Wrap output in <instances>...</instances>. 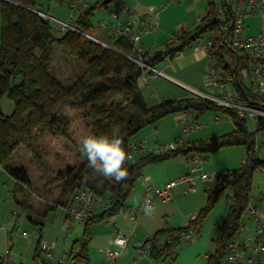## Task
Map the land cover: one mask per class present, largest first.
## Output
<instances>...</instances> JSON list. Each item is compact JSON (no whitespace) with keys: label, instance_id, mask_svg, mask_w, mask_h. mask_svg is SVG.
Returning a JSON list of instances; mask_svg holds the SVG:
<instances>
[{"label":"trees","instance_id":"obj_1","mask_svg":"<svg viewBox=\"0 0 264 264\" xmlns=\"http://www.w3.org/2000/svg\"><path fill=\"white\" fill-rule=\"evenodd\" d=\"M10 1L0 0V103L7 96L13 106L10 115L4 114L0 108V166L18 184L29 185L31 179L28 169L24 166L12 167L9 163L17 148L25 147L33 157L40 158L41 135L65 137L71 142V149L76 156L74 161L54 174L52 182L47 183L50 186L60 183L57 205L69 204L73 193L85 188L110 202L109 209L84 223L83 237L75 241L69 259L76 264H89L91 226L105 218L114 217L126 207L131 189L148 165L167 161L179 154L190 160L194 156H202L203 152H213L226 145L243 144L247 157L241 166L227 170L213 186L205 188L207 203L186 226L156 232L154 237L171 233L173 238L163 248L154 246L148 253L153 259L162 257L164 260H176L184 243L183 234L189 230H199L219 193L229 189V210L214 239L215 251L207 256V264H221L227 245L241 230L243 215L249 208L254 174L259 169L264 171V161L254 148L256 139L253 132L249 131L248 119L196 94L148 104L140 78L150 71L138 59L156 67L163 60L175 59L179 53L200 41H211L207 54L215 60L219 71L218 82L231 84L240 91L248 90L243 69L249 75L250 63L244 54L236 53L227 44L230 18L226 17L224 22H220L215 15L224 2L220 0L217 4L214 0H207V13L196 24L181 29L160 49L137 53L135 46L124 38L110 39V47H107L77 31L60 30L53 22L29 8L38 5L36 0ZM101 1L92 4L90 10L78 17L77 26L80 30L90 31L94 10L99 8ZM205 37L207 40L203 41ZM56 48L71 57L74 63V72L64 78L65 81L51 68ZM18 77H21L20 82L16 81ZM65 105L78 110L79 117L85 120L90 133L119 136L128 152L134 135L172 112L192 111L199 119L206 110L223 111L232 118L234 129L208 139L185 140L172 151L139 153L126 161L129 175L117 182L114 178L101 176L81 156L77 148L78 140L71 136L72 119L61 112ZM262 125L264 130V121ZM33 192L36 193L30 188L28 195ZM37 249V254L41 255L40 246Z\"/></svg>","mask_w":264,"mask_h":264},{"label":"rangeland","instance_id":"obj_2","mask_svg":"<svg viewBox=\"0 0 264 264\" xmlns=\"http://www.w3.org/2000/svg\"><path fill=\"white\" fill-rule=\"evenodd\" d=\"M38 8L43 9L44 12L51 14L59 19L68 21L70 18V10L67 7L66 1L61 5L56 6L55 3H49L48 0H36ZM220 0H214L215 3H219ZM127 2L132 6L130 8L135 9V5L140 8L145 7L147 10L150 7H155V10H160L161 14L155 18L160 20V24L156 30L151 34L152 41L147 44L143 38L142 43H144L146 49H151L155 51L162 48L161 44L162 39L168 42L171 41L175 35L183 29L182 26L187 24L185 18L192 14L196 17L197 13L200 15H205L208 10L207 0H173L170 4L165 6L166 0H127ZM41 4H46L42 6ZM116 4L111 2L108 6L99 7L94 10L92 16L93 26L88 31L92 35L99 37L101 35L105 36L106 30L97 28L95 23L102 18L110 19L108 15L109 9L115 8ZM164 7V8H163ZM134 18L138 17L137 11L133 12ZM55 26V23H53ZM191 25V26H190ZM246 34L256 35L264 29V17L263 16H254L246 19ZM192 23L189 24V27H192ZM1 27H2V13L0 9V46H1ZM170 35V36H169ZM171 37V38H170ZM158 39V40H157ZM207 37L203 38V41H206ZM159 43V45H158ZM166 45V44H165ZM164 45V46H165ZM191 50L193 53L192 46L188 47L186 50L182 51L185 56ZM240 54H243L239 51ZM175 60V61H174ZM173 61V62H172ZM168 64H172L174 71L176 72L177 77H179L186 84L196 85L199 93L218 95V92L221 89V86L224 84L213 85L212 79H210V59H203L200 61L194 55H189L184 58L182 61L176 59H166L158 63L156 68L159 70L160 67H164ZM74 63L72 58L63 53L59 48H56L55 57L52 65L53 72L62 80L68 78L74 72ZM162 71V70H161ZM169 71V70H168ZM165 70V72H168ZM152 73L142 76L140 78V85L145 94L148 104H157L165 98V96H174L173 99H180L182 97L195 95L191 89H186L181 87L167 79L162 77L149 78ZM158 75V74H155ZM243 75L245 78L246 86L250 85L248 79V73L246 69H243ZM146 79V81H144ZM21 77L17 78V82H20ZM148 80V83H147ZM219 80V78H218ZM188 88L187 85H184ZM229 89H237V87L228 84ZM165 95V96H164ZM199 96V95H198ZM204 98V97H203ZM1 111L10 115L13 112V106L10 98L5 96L0 103ZM61 112L68 114L72 119L71 123V136L74 140H79L85 134L90 133V128L86 125L85 120L78 115V110L70 108L68 105H65L61 108ZM178 112H172L160 119L156 123H152L142 130H140L134 137L138 140L146 139L148 146H153L156 143L168 144L174 142L176 139L174 137L178 134V131H181L180 126L177 122ZM215 115H218L222 120L219 122L214 121ZM200 122L205 124V126L199 130H196L191 134L190 138L199 140V139H208L213 136L221 135L225 132H230L234 129V122L232 118L224 113L223 111H214L206 110L199 117ZM209 123V124H208ZM249 131L253 132L254 124L251 120H248ZM158 127V128H157ZM159 130L158 137H152L153 132ZM199 135V136H198ZM201 135V136H200ZM201 137V138H198ZM132 138V142L138 141ZM194 141V140H193ZM258 146L261 145L262 148L259 150V156L264 161V137H261L258 141ZM39 146L41 157L35 158L31 155L29 150L25 147L17 148L13 159L9 162L12 167H21L24 166L28 169L29 174L34 178V180L41 181L42 186H33L35 189L37 187L42 193L47 195L49 198H59L61 186L60 183H47L51 181L54 174L57 171L70 162L74 161L76 153L71 149V142L61 136H52L49 134H43L39 137ZM202 157L205 158L203 164V172L210 173L212 171L223 172L227 170H233L239 168L247 157L246 146L243 144L235 145H226L222 148H219L213 152H203ZM171 162L175 166H180L182 169L185 167V156L179 154L172 157ZM154 166L153 164H150ZM148 165L146 168H148ZM159 166V165H158ZM145 168V169H146ZM195 172L193 175L197 178V191L185 195L176 194L175 198L168 203H164L160 200L154 201V209H145V211L140 215L137 225H134V221L130 219V206L137 207L142 203L143 195L145 192V183L143 185V176H141L134 184L131 192L126 201V207L122 209L114 217L109 218L103 222L95 223L91 226V232H93V237L88 244V249L90 251V262L89 264H207V254H212L215 251L214 239L218 236L220 228L223 222L226 219L228 210H229V195L231 191L229 189L222 190L219 193L218 199L210 211L203 218L201 227L196 232H193L192 239H184L183 245L180 247L178 256L176 260H164L162 257L153 259L149 255H143L136 248L138 242H145L150 236H153L156 233L154 230L151 235L145 234L144 227L146 226L149 229H157L162 223L165 227L167 225L164 216H162L160 210L164 209L167 211H174L175 215L172 216L171 223L174 221L175 227L186 226L191 219V215H197L199 211L206 205L208 195L205 192V184L201 179H199L200 173ZM146 170H144L145 175ZM5 178L1 181L2 178ZM7 182V185H5ZM15 180L8 174L5 173L4 167L0 166V184L7 195H10L12 207L9 208V213L6 216H3V223L0 222V262H2L3 257L6 255L7 249H10L11 260L15 261L17 264H76L69 259L71 255L72 246L76 241V237L83 236L85 225L78 223L71 218H67L65 212L62 211L60 207L56 210L49 212L47 216L42 218H37V221L42 219L45 224L43 226V232L41 236L42 241H47L52 245V258H48L44 251L41 252V255L36 253L37 242L40 239L39 226L36 225L33 221L29 219V212L21 204L17 202V197L23 198L24 194L30 192L29 185H22L23 187L13 191ZM155 185V184H153ZM37 190V191H38ZM35 191V190H34ZM16 197H15V195ZM57 196V197H56ZM190 196L195 197V199L189 202V205L186 203L180 204V206H175L176 203L181 197L186 198ZM54 198V199H55ZM53 199L55 204L50 205L45 200L46 206L57 207L56 200ZM249 205H255L259 207V212L264 214V172L259 169L254 174L253 184L251 188V198ZM102 204L99 205L97 213L102 210ZM192 207L195 212L192 211ZM18 214H17V213ZM61 212V213H60ZM249 209L243 215L242 225L252 226L253 221L249 219ZM116 216H121L125 222L123 227L128 231L126 234L130 236V244L124 249L119 246H111L112 244L104 245V237L106 233L114 232V225L109 226L108 223H111ZM174 219V220H173ZM7 220V222H6ZM12 225L10 224V222ZM5 221V222H4ZM136 223V222H135ZM135 226V228H134ZM110 228V229H109ZM69 229H71L69 231ZM137 230V231H134ZM27 234H23V232ZM133 231L136 235H132ZM248 232L243 233L238 238L243 240L247 237ZM116 236V231L114 232ZM138 237V238H136ZM81 238V237H80ZM79 238V239H80ZM127 248V250H126ZM113 249L121 252V256L117 259H111L107 256V251ZM140 258L142 260L138 261ZM226 256L224 255L221 260V264L225 263ZM136 261V263H135Z\"/></svg>","mask_w":264,"mask_h":264},{"label":"built area","instance_id":"obj_3","mask_svg":"<svg viewBox=\"0 0 264 264\" xmlns=\"http://www.w3.org/2000/svg\"><path fill=\"white\" fill-rule=\"evenodd\" d=\"M64 1L67 3L71 14L68 21L59 19L51 14L43 11L38 7H29L39 15L45 17L62 31L74 30L84 36H87L107 47H110L108 41L110 39L124 38L131 42L136 49L137 53L143 52L142 47H136V43L139 42L142 34L150 30L149 24L143 18H134L133 10L127 4L125 0H112L116 4L115 8L109 9L108 18H102L95 23L97 28L105 29L106 33L104 37H96L87 31H82L77 26L78 17L90 10L92 3L89 0H48L49 3H55L61 5ZM103 1V0H102ZM170 0H168L169 2ZM224 6L216 10L215 15L220 22H224L226 17L230 18V24L227 28V44L233 48L236 53L241 51L250 63L248 79L250 85L248 90L240 91L239 89H229L228 84L221 86L219 95H211L195 92L196 95L207 98L218 106L225 107L236 111L240 117L251 120L254 124L253 135L258 141L261 137H264V130L262 129V122L264 121V31L256 35L246 34V19L261 15L264 16V0H222ZM111 3V2H110ZM108 6L105 5V7ZM93 24V22H92ZM93 26V25H92ZM198 46L204 47L208 50L211 46V41L198 42ZM209 56V55H208ZM211 71L210 79H212L213 85H218L219 71L216 67L215 60L209 56ZM138 61L143 67H145L152 74L162 75V71L156 67H153L142 60ZM178 124L181 125L184 135L199 130L203 127V124L196 118L194 112L183 111L179 113L177 117ZM159 131L156 129L152 137H157ZM255 141L254 148L259 152L261 145ZM185 142L183 137L177 138L174 142L168 144L156 143L153 146L147 145L146 139H140L138 141L130 142L129 144V157H134L137 153H163L172 151ZM205 158L202 156H194L190 160H186V165L189 168V172L180 176L179 178L166 182L162 186H147L143 195L142 203L137 207H129L130 218L138 221L140 215L148 207L154 204L155 200L169 201L178 196L189 194L197 191V178L193 175L195 172L203 170V164ZM245 160H243L244 162ZM264 172V171H263ZM225 172L212 171L210 173L201 172L199 179L205 184V188L213 186ZM49 204H55L48 201ZM102 204V211L107 210L110 207V202L97 197L94 193L88 189H81L73 193L70 203L62 206L67 215L78 223H86L88 220L94 217L97 207ZM249 219L253 221L252 226L242 225L238 236L245 232H248L247 237L240 240L238 236L229 242L226 249V259L224 264H263L264 257V216L257 213V208L253 205H249ZM191 218H194L191 216ZM197 230H189L183 234V238L192 239L193 232ZM27 234V232H23ZM171 233L163 236H150L145 242H138L136 248L143 255H148L149 251L158 246L163 248L172 240ZM130 236L117 233L114 238V244L122 247L123 249L130 244ZM43 251L48 258H52V245L48 242L42 244ZM107 256L111 259L117 260L121 256V252L118 250L110 249L107 251ZM208 256V254H207ZM2 263L14 264L10 259V250L6 251V255L3 257Z\"/></svg>","mask_w":264,"mask_h":264},{"label":"crops","instance_id":"obj_4","mask_svg":"<svg viewBox=\"0 0 264 264\" xmlns=\"http://www.w3.org/2000/svg\"><path fill=\"white\" fill-rule=\"evenodd\" d=\"M92 4H94V3H96V2H98V1H100V0H89ZM126 2H127V0H125ZM173 0H170L169 2H168V0H166V2H165V6L164 7H167L166 5H168V4H170L171 2H172ZM102 2V1H101ZM127 4L129 5V6H131L128 2H127ZM42 6H45L46 4H41ZM57 7H58V5H56ZM132 7V6H131ZM135 7V9L133 8H131L133 11H134V13H135V10L137 11V14H138V17H141V18H143L148 24H149V26H150V30L148 31V32H146V33H144V34H142V36H141V38H140V40H139V42H137L135 45H136V47L138 48V47H142L143 48V52L144 51H147V50H151V49H146V47H145V45H144V43H142V40H143V38H144V40H145V43H147V44H149L151 41H152V37H151V34L153 33V31L154 30H156L157 29V27L159 26V24H160V20H158L157 18H155V16H159L160 14H161V11L160 10H155V7H150L148 10L145 8V7H142V8H140L139 6H134ZM163 7V8H164ZM204 15H200V13H197V15H196V17H194L192 14H189V16L187 17V18H185V20H186V22H187V24H185L184 26H182V28L183 29H186V28H188L189 27V24H191L192 23V25H194V24H196L199 20H200V18L201 17H203ZM255 16H261V15H255ZM251 17H254V16H251ZM264 17V16H263ZM250 18V17H249ZM248 19V18H247ZM191 26V25H190ZM264 31V29L261 31V32H263ZM260 33V32H259ZM170 36V35H169ZM99 37H104V35H101V36H99ZM171 38V37H170ZM158 40V39H157ZM164 42V43H163ZM170 42V40L167 42H165L164 41V38L162 39V43L163 44H161V47H164V45L165 44H167V43H169ZM158 45H159V43H158ZM192 49H193V53H191V50H188V52H187V54H186V56L183 54V53H179L177 56H176V60H179V61H182L184 58H186V57H188L189 55H195L196 56V58L197 59H199L200 61H202L203 59H205V60H208L209 59V56H208V54H207V50L204 48V47H201V46H198L197 44H195V45H193L192 46ZM175 61V60H174ZM173 62V61H172ZM161 69L160 70H162V75H155V74H151L150 76H148L149 78L151 77V78H154V77H162V78H167V79H169V80H171V81H173V82H175V83H177L179 86L181 85L182 87H185L186 89H189V88H191V89H193V90H198L197 88V86L196 85H191V84H186L184 81H182L179 77H177V75H176V72L174 71V69H173V66H172V64H168V65H166V66H164V67H160ZM165 70L166 71H168V72H165ZM146 77V76H145ZM144 81H146V79L144 80ZM147 83H148V80H147ZM184 85H187L188 86V88L186 87V86H184ZM180 86V87H181ZM219 86V85H218ZM181 87V88H182ZM220 94V91L218 92V95ZM165 96V95H164ZM175 98L174 96H165V98L164 99H173V98ZM182 98H185V97H182ZM163 99V100H164ZM181 99V98H180ZM153 105V104H152ZM177 120V119H176ZM222 119L218 116V115H215V117H214V121H216V122H220ZM200 121V120H199ZM202 123V122H201ZM203 124V123H202ZM209 124V123H208ZM179 126H180V128H181V131L179 130L178 131V134L174 137V139H177V138H179V137H183L185 140H195V139H191L190 138V136H191V134H189V135H184V133H183V131H182V127H181V125L180 124H178ZM205 126V124H203V127ZM202 127V128H203ZM158 128V127H157ZM156 128V129H157ZM158 130V129H157ZM159 131V130H158ZM225 133H227V132H225ZM222 134H224V133H222ZM199 136V135H198ZM201 136V135H200ZM158 137V136H157ZM198 138H201V137H198ZM133 139H135V140H138L136 137H133ZM137 154H139V153H137ZM137 154H135V155H137ZM134 155V156H135ZM184 165H185V167L187 168V171L185 170V168L184 169H182L179 165L178 166H175L172 162H171V160L169 159V160H167V161H164V162H158V163H152L154 166H152V165H150L148 168H146L145 170H146V172H145V175H142L143 176V185H144V183H145V186L147 187V186H153V187H155V186H162L163 184H165L166 182H169V181H172V180H175V179H177V178H179L180 176H182V175H184V174H186V173H188L189 172V168H188V166L186 165V159L184 160ZM159 165V166H158ZM5 170V169H4ZM223 172H226V171H223ZM5 173L8 175L9 173H7L6 172V170H5ZM29 176H30V179H31V183L29 184V188H32L33 186H37V185H39V186H42V183H41V181L40 182H38V180L36 181V180H34V178L31 176V174H29ZM13 178V177H12ZM5 178L3 177L2 179H1V181H3ZM14 179V178H13ZM15 180V179H14ZM39 183V184H37L36 185V183ZM153 184H155V185H153ZM5 185H7V182H5ZM21 187H23L22 185H20V184H18V182L15 180V183H14V188H13V191H16L17 189H19V188H21ZM146 187H145V189H146ZM34 188V187H33ZM32 188V189H33ZM33 190H35V192L37 193H32L31 195L29 194L28 195V193L27 194H24L23 195V198H20V197H17L16 199H17V202L19 203V204H21V206H23L26 210H28V212H29V219L31 220V221H33L36 225H38L39 226V232H40V239L38 240V242H37V248H38V246H40V250H41V252L43 251V248H42V244L43 243H45V242H47V241H42L41 240V236H42V232H43V226H44V224H45V222H44V220H42V219H40V220H38L37 221V218H42V217H44V216H47V214L49 213V212H52V211H54V210H56L58 207H60L61 209H62V211L63 212H65V210L62 208V205H57V207H54V209H52L51 207H48V205L46 206V203H45V200H47V201H50V202H53V199L55 198H49V197H47V195H45L44 193H42L40 190H38L37 189V187H35V189H33ZM38 190V191H37ZM38 193L40 194V193H42L41 194V196L40 195H38ZM15 195V194H14ZM15 197H16V195H15ZM57 197V196H56ZM195 197H197V196H194V197H191L190 198V196H188V197H186V198H183V197H181L176 203H174L173 205H174V207L175 206H180V204L182 203V200H183V203H186L187 205H189V202H191V201H193L194 199H195ZM58 198V197H57ZM57 198H55L54 200H57ZM176 199V198H175ZM10 201H11V197H10V195H7L6 193H5V191L3 190V188H2V186H1V184H0V222H2L3 223V216L5 215L6 216V214L7 213H9V208H11L12 207V204L10 203ZM170 201H172V200H169V201H165L164 203L166 204V203H168V202H170ZM54 203V202H53ZM50 205H52V204H50ZM190 206V205H189ZM255 206V205H254ZM253 206V207H254ZM99 207V206H98ZM98 207H97V209H98ZM130 207H133V206H130ZM154 204L151 206V207H148V208H146V209H150V211H152L153 209H154ZM191 207V206H190ZM256 208H257V213L258 214H260V215H262V216H264V214L263 213H260L259 212V207L258 206H255ZM129 208V207H128ZM97 209H96V212H95V215H94V217L96 218L97 216H99V214L102 212V210H100L98 213H97ZM195 210V207H194V209H193V207H192V213L193 212H195L194 211ZM145 211V210H144ZM160 212H161V214H162V216H164V219L166 220V222H167V225L164 227L163 226V222L159 225V227H157V229H149V228H147L146 226L144 227L145 229H144V232H145V234H148V236L149 235H151V233H153L154 232V230H156L155 232H158L159 230H163V229H168V228H172V229H174V228H178V227H175V223H174V221H172L171 223H169V221H171L172 220V216L173 215H175V210L173 211H167V210H164V209H161L160 210ZM17 213V212H16ZM61 213V212H60ZM18 214V213H17ZM65 214H66V217L67 218H70L68 215H67V213L65 212ZM191 216H195V214H192ZM107 219H109V218H105V219H103V220H101V221H98V222H95V223H99V222H103V221H105V220H107ZM131 219V218H130ZM132 221H134L133 223H134V225L136 226L137 225V222L138 221H136V220H133V219H131ZM139 220V219H138ZM174 220V219H173ZM9 221V220H8ZM5 222V221H4ZM6 222H7V220H6ZM10 222V221H9ZM136 222V223H135ZM94 223V224H95ZM10 224L12 225V223L10 222ZM109 224V226L111 225V224H113L114 225V232L116 231V234L117 233H121V234H123V235H126L127 233H128V231H126V229L123 227V225H125V222H124V220H123V218L121 217V216H116L114 219H113V221L111 222V223H108ZM135 226H134V228H135ZM179 227H183V226H179ZM84 229H85V227H84ZM110 229V228H109ZM71 229H69V231H70ZM134 231H137V230H134ZM133 231V234L132 235H136V233ZM114 232H112V233H106V236H103L104 237V239H105V241H104V245H109V244H112L111 246H116L115 244H114V238H115V235H114ZM155 234V233H154ZM82 238L83 236H78V237H76V240L77 239H79V238ZM92 237H93V232H91V239H92ZM136 238H138V237H136ZM40 244V245H39ZM72 248H73V246H72ZM128 248V247H127ZM127 248H126V250H127ZM11 249V248H10ZM10 249H7V250H10ZM72 251V250H71ZM88 251H89V249H88ZM38 252V249L36 250V253ZM10 254H11V251H10ZM89 256H90V251H89ZM10 259H11V257H10ZM143 258H140L138 261H140V260H142ZM262 261H263V264H264V257H263V259H262ZM14 262V264H17V263H15V261H13ZM135 263H136V261H135ZM0 264H6V263H2V262H0Z\"/></svg>","mask_w":264,"mask_h":264},{"label":"clouds","instance_id":"obj_5","mask_svg":"<svg viewBox=\"0 0 264 264\" xmlns=\"http://www.w3.org/2000/svg\"><path fill=\"white\" fill-rule=\"evenodd\" d=\"M77 148L90 167L101 176L119 182L129 175L126 167L129 153L119 136L85 134L77 141Z\"/></svg>","mask_w":264,"mask_h":264},{"label":"water","instance_id":"obj_6","mask_svg":"<svg viewBox=\"0 0 264 264\" xmlns=\"http://www.w3.org/2000/svg\"><path fill=\"white\" fill-rule=\"evenodd\" d=\"M7 1H10V0H7ZM12 2V1H10ZM110 2H112V0H103L100 4H99V7H103L107 4H109Z\"/></svg>","mask_w":264,"mask_h":264}]
</instances>
